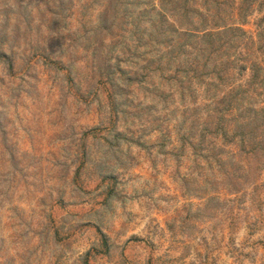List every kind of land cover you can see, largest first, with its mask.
I'll return each mask as SVG.
<instances>
[{"label": "rangeland", "instance_id": "rangeland-1", "mask_svg": "<svg viewBox=\"0 0 264 264\" xmlns=\"http://www.w3.org/2000/svg\"><path fill=\"white\" fill-rule=\"evenodd\" d=\"M0 264H264V0H0Z\"/></svg>", "mask_w": 264, "mask_h": 264}, {"label": "trees", "instance_id": "trees-1", "mask_svg": "<svg viewBox=\"0 0 264 264\" xmlns=\"http://www.w3.org/2000/svg\"><path fill=\"white\" fill-rule=\"evenodd\" d=\"M209 36H210V34H208ZM218 35H220V34H218Z\"/></svg>", "mask_w": 264, "mask_h": 264}]
</instances>
